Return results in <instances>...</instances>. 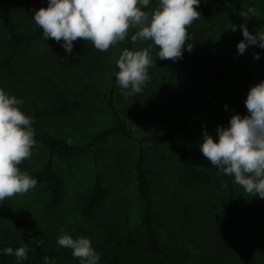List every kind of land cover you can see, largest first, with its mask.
<instances>
[{
    "label": "trees",
    "instance_id": "16d2710c",
    "mask_svg": "<svg viewBox=\"0 0 264 264\" xmlns=\"http://www.w3.org/2000/svg\"><path fill=\"white\" fill-rule=\"evenodd\" d=\"M41 7V0H0V88L12 87L15 91L16 83H24L28 77L22 68L19 69V63L27 49L43 40L42 30L32 19L33 11ZM240 7L241 0H200L196 9L200 19L187 28L190 39L186 43L193 45L192 50L183 51L184 58L175 64L184 96L169 113L165 127H162L161 115L145 84L141 93L129 99L137 110V118L151 125L153 130L135 135L115 104V90H118L116 67L105 99L111 124L84 142L72 144L41 130L37 123L68 116L81 108L82 101L70 98L62 87L54 83L31 81L29 84L26 96H30L31 108L27 115L32 118L36 143L47 151L41 166L31 176L37 183L46 185L51 206L61 202L64 190L55 159H79L92 155V186L81 213L96 220L111 190L102 180L95 150L115 138H123L136 145L134 173L142 204L140 222L131 231L120 227L111 218L101 220L95 234L101 238L102 245H92L100 255L99 264H257L258 260L264 264L263 251L254 245L259 240L258 228L251 216V206L259 204V199L256 197L255 202H247L233 177L220 173L215 166L209 169L195 161V149L202 143L203 131L193 126L195 117L202 113L199 116L206 123L214 125L223 121L226 127L233 114H247L244 100L248 89L231 85L240 80L232 66L241 56L236 54V44L243 39L239 27ZM259 8V19L255 25L264 29V1ZM252 26L247 29L250 31ZM131 34L133 30L126 37L124 49H133ZM147 43L143 42V48ZM61 44L62 41L59 42ZM156 51L155 47L151 51L154 64L148 72L160 60L155 58ZM66 54L80 58L89 70H101L103 67L104 51L97 50L90 41L77 38L72 52ZM262 68L261 79H264L263 64ZM118 91L125 90L119 87ZM207 132L216 139L215 132ZM163 147L171 148L175 163L171 171L161 169L156 172L153 158L157 149ZM168 171L178 187L177 193L170 198L156 199L153 184L159 174ZM21 246L27 247L28 252L20 264H43L44 256L54 264H79L71 250L59 246L56 239L50 236L29 239L22 224L0 215V249ZM0 264H17V261L14 256L0 255Z\"/></svg>",
    "mask_w": 264,
    "mask_h": 264
},
{
    "label": "rangeland",
    "instance_id": "374dc122",
    "mask_svg": "<svg viewBox=\"0 0 264 264\" xmlns=\"http://www.w3.org/2000/svg\"><path fill=\"white\" fill-rule=\"evenodd\" d=\"M229 1L234 2V0ZM263 1L241 0L240 14L246 11L248 7L255 10L254 15L247 20L240 16L241 25L246 27L253 25L250 30L252 33L263 29L260 25H255L259 19V6ZM41 5L47 7V0H41ZM155 6L156 0H150L148 10ZM125 41L104 51L101 70L90 68V71L80 58L73 55L68 56L59 42L51 38L45 41L43 39L40 43L27 49L21 56L19 69L22 68L24 75L28 76L23 81L24 83H16L15 91L12 90L14 89L12 87L4 90L22 100L23 103L20 107L27 115L31 107L29 105L30 96L26 95L31 81L48 85L54 83L62 87L70 98H77L82 101L81 108L68 116L41 120L37 126L69 143H82L101 129L108 127L112 122L105 99L111 86V77L116 68V60L124 49ZM141 48H143L142 41L134 42L132 50ZM253 53H260V59H253ZM178 61L159 60L153 70L148 72L150 80L146 84L151 91L156 109L161 115L162 127L167 126L169 113L181 102L184 96V89L176 76L175 64ZM232 64L235 68V74L240 80L231 83V85L244 90L249 89L251 85L262 78L264 50L254 45L249 46L244 54ZM117 89L119 90L118 85ZM118 90H115V104L135 135L139 136L153 130L151 125L137 118V110L133 106V102L129 98H125L123 92ZM199 115L195 117L192 124L200 130L215 132L218 125L225 127L223 121L210 125ZM136 149L133 142L123 138H115L95 150L102 180L111 190L101 215L96 220L86 218L81 213L82 204L92 186V155L79 159H55L56 169L64 182L63 197L58 205L51 206L48 203L49 191L46 185L37 183L33 189L23 195L18 194L0 201V215L22 224L29 239H45L50 236L57 241V237L60 235L59 230L63 228L64 232L73 238L87 237L93 246L96 243L101 246V238L97 237L95 233L102 223L101 220L105 218H111L120 227L134 231L140 222L139 217L142 208L134 173ZM195 150L197 164L213 169L199 148ZM31 152L30 158L18 165L21 171L28 172L30 176L33 171L41 166L47 155V151L37 143ZM153 162L156 172L161 169L170 170L173 167V162L175 163L171 148H158ZM170 171L157 176L153 184V196L156 199H166L176 195L178 187L173 182ZM237 186L244 200L247 202L257 200L255 196L248 195L241 186L238 184ZM258 199L259 204L251 206V216L258 228L257 236L259 239L258 242L255 241L256 244L254 245L255 247L258 246L264 253V199ZM160 237L163 238L164 235L160 234ZM260 263L261 260H258L257 264Z\"/></svg>",
    "mask_w": 264,
    "mask_h": 264
},
{
    "label": "clouds",
    "instance_id": "9594fccd",
    "mask_svg": "<svg viewBox=\"0 0 264 264\" xmlns=\"http://www.w3.org/2000/svg\"><path fill=\"white\" fill-rule=\"evenodd\" d=\"M200 0H156L150 10V0H47V7L33 11L32 19L42 30V37L61 42L66 53H71L77 38L90 41L99 51L124 42L130 36L132 42H148L138 50L123 49L116 67L115 79L125 98L141 93L150 80L148 69L154 64L152 49L160 60L176 62L183 58V51L191 52L187 44L188 26L200 19L196 10ZM248 7L240 16L247 20L254 15ZM243 39L236 44L237 55L249 46L264 50V29L250 32L240 25ZM233 31L236 27L233 26ZM260 59V53H253ZM22 100L0 88V201L15 195H23L33 189L37 180L21 171L20 163L30 158L36 141L32 118L21 110ZM244 105L247 114H233L227 126H217L216 139L202 131L199 150L220 173L231 176L251 196L264 199V79L251 85ZM57 244L70 249L79 264H99L100 255L87 237L73 238L61 228ZM25 246L4 247L0 255L14 256L17 264L27 258ZM43 264H54L48 256Z\"/></svg>",
    "mask_w": 264,
    "mask_h": 264
}]
</instances>
